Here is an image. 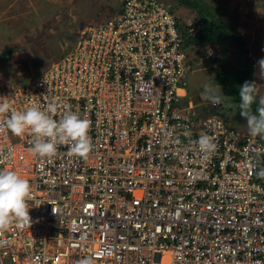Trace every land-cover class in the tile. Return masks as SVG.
I'll list each match as a JSON object with an SVG mask.
<instances>
[{
	"label": "built area",
	"instance_id": "2783aa9c",
	"mask_svg": "<svg viewBox=\"0 0 264 264\" xmlns=\"http://www.w3.org/2000/svg\"><path fill=\"white\" fill-rule=\"evenodd\" d=\"M176 20L158 0H119L29 85L0 82L14 110L70 107L92 142L87 157L61 145L38 158L30 133L0 132V169L33 195L30 227L0 232V264H264V178L247 166L264 165V137L187 94ZM203 134L217 144L208 159Z\"/></svg>",
	"mask_w": 264,
	"mask_h": 264
},
{
	"label": "rangeland",
	"instance_id": "374dc122",
	"mask_svg": "<svg viewBox=\"0 0 264 264\" xmlns=\"http://www.w3.org/2000/svg\"><path fill=\"white\" fill-rule=\"evenodd\" d=\"M184 25L195 16L171 0H158ZM217 8L223 22H229L240 35L247 56L252 60V81L257 86L256 97L264 99V79L260 77L258 61L264 58V0H202ZM99 0H0V82L15 87L29 85L59 60L76 40L79 31L95 21L116 16L118 0L98 7ZM96 4V5H95ZM89 5H92L90 7ZM94 6V7H93ZM88 9V10H87ZM107 15V16H106ZM106 16V17H105ZM232 17V19H231ZM229 61L242 69L243 54L234 45L227 48ZM1 51L10 52L9 58ZM193 69L186 77L187 94L198 102L206 85L221 97L223 116L231 117L234 128L249 131L247 124L233 117L229 104L211 78L216 67L207 57H219L217 47L192 54ZM213 69V70H211ZM185 100H182L184 102ZM181 107V106H179ZM219 110H217L218 112Z\"/></svg>",
	"mask_w": 264,
	"mask_h": 264
},
{
	"label": "clouds",
	"instance_id": "9594fccd",
	"mask_svg": "<svg viewBox=\"0 0 264 264\" xmlns=\"http://www.w3.org/2000/svg\"><path fill=\"white\" fill-rule=\"evenodd\" d=\"M257 63L260 77L264 79V58ZM257 86L253 81H245L239 87V113L245 119L251 136L264 137V99L258 101L255 111L252 107L257 103ZM202 95L212 106L221 103V97L209 85L205 86ZM57 111L53 103H33L23 110H14L6 100H0V132L7 131L15 136L30 133L33 139L29 151L38 158L54 157L61 145L70 146V152L75 156L87 157L92 151L91 122L70 107H65L56 119L54 114ZM195 144L204 159L217 150L214 138L208 134L201 135ZM4 159H9V156H4ZM247 166L258 178H264V165L249 160ZM32 199V187L27 179L13 170L0 169V232L13 222L30 227L28 201Z\"/></svg>",
	"mask_w": 264,
	"mask_h": 264
},
{
	"label": "trees",
	"instance_id": "16d2710c",
	"mask_svg": "<svg viewBox=\"0 0 264 264\" xmlns=\"http://www.w3.org/2000/svg\"><path fill=\"white\" fill-rule=\"evenodd\" d=\"M171 1L176 3L181 9L191 11L195 14L188 25L182 24L178 18L176 20L177 29L181 34V49L189 57L190 65L194 66L195 59L192 57L193 53H196L198 50H207L210 45L217 47L219 57L206 58L210 62V65L216 67V72L214 71L211 81L219 88L223 99H226L230 103L228 112L231 109L235 112L233 113V117H238L239 121L246 124L245 119L239 113L238 92L239 87L245 81H252L253 63L246 55L247 51L244 49V43L241 41L240 35L229 22L222 21L220 14L217 12V8L213 5H208L202 0ZM189 28L195 29V35L187 33ZM230 45H234L243 54L242 69H237L230 63L229 52L227 50ZM258 101L257 98V103H254L252 106L253 111H255ZM220 109H222V105Z\"/></svg>",
	"mask_w": 264,
	"mask_h": 264
},
{
	"label": "crops",
	"instance_id": "0c3cea01",
	"mask_svg": "<svg viewBox=\"0 0 264 264\" xmlns=\"http://www.w3.org/2000/svg\"><path fill=\"white\" fill-rule=\"evenodd\" d=\"M108 2H109V0H99V2H98V7L99 6H101V5H106V4H108ZM96 5V4H95ZM90 7H92V5H89ZM118 6H119V0H118V3H117V8H118ZM94 7V6H93ZM88 10V9H87ZM107 16V15H106ZM105 16V17H106ZM96 22V21H95Z\"/></svg>",
	"mask_w": 264,
	"mask_h": 264
},
{
	"label": "water",
	"instance_id": "95a60500",
	"mask_svg": "<svg viewBox=\"0 0 264 264\" xmlns=\"http://www.w3.org/2000/svg\"><path fill=\"white\" fill-rule=\"evenodd\" d=\"M1 55L2 56H6L7 58H9L10 52H8V51H1Z\"/></svg>",
	"mask_w": 264,
	"mask_h": 264
}]
</instances>
